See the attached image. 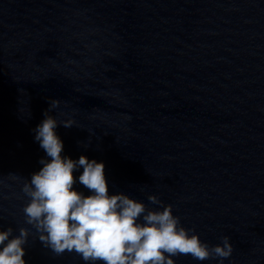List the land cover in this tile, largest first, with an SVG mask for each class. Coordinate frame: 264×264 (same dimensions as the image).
<instances>
[{
	"label": "water",
	"instance_id": "1",
	"mask_svg": "<svg viewBox=\"0 0 264 264\" xmlns=\"http://www.w3.org/2000/svg\"><path fill=\"white\" fill-rule=\"evenodd\" d=\"M54 99L76 122L62 155L102 162L110 195H155L202 242L230 238L223 264H264V0H0V230L29 228L26 264H86L24 222Z\"/></svg>",
	"mask_w": 264,
	"mask_h": 264
},
{
	"label": "clouds",
	"instance_id": "2",
	"mask_svg": "<svg viewBox=\"0 0 264 264\" xmlns=\"http://www.w3.org/2000/svg\"><path fill=\"white\" fill-rule=\"evenodd\" d=\"M51 100L44 119L34 129L35 140L50 159H41L43 167L24 180L21 191L28 198L23 206L24 222L35 230L39 240L56 255L75 252L86 264H176L173 257L191 256L206 261L229 258L233 246L228 236L221 244L202 242L194 229L185 228L173 215L171 204L164 205L155 195L149 209L128 195L109 194L105 165L81 155L78 160L63 156L64 145L56 133L58 125L76 124L68 118L59 121L49 114L60 105ZM82 168L79 183L91 192L85 196L74 190V172ZM13 180L22 179L9 174ZM142 221V222H141ZM0 230V264H26L24 245L32 234L29 228Z\"/></svg>",
	"mask_w": 264,
	"mask_h": 264
}]
</instances>
